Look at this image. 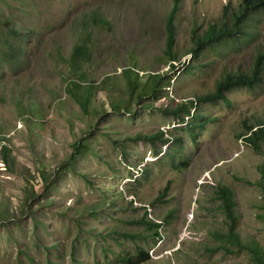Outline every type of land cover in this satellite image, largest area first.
Segmentation results:
<instances>
[{
  "label": "rangeland",
  "instance_id": "374dc122",
  "mask_svg": "<svg viewBox=\"0 0 264 264\" xmlns=\"http://www.w3.org/2000/svg\"><path fill=\"white\" fill-rule=\"evenodd\" d=\"M174 1L0 0V264H134L141 249L150 253L142 264H254L220 236L229 232L221 185L235 191L242 243L264 252V156L241 136L264 120V65L254 87L184 115L190 126L208 120L198 148L172 113L227 73L252 72L264 54V11L236 29L243 0H179L173 68L165 26ZM224 25L229 35L198 47ZM77 46L88 53L76 65ZM128 67L142 81L166 76L171 88L131 100ZM77 80L92 90L88 110L71 97ZM163 133L171 143L134 138ZM80 140L90 149L68 166ZM169 147L191 167L157 158Z\"/></svg>",
  "mask_w": 264,
  "mask_h": 264
},
{
  "label": "trees",
  "instance_id": "16d2710c",
  "mask_svg": "<svg viewBox=\"0 0 264 264\" xmlns=\"http://www.w3.org/2000/svg\"><path fill=\"white\" fill-rule=\"evenodd\" d=\"M179 0H175L173 7L167 16L166 19V34H167V41L165 44V55L169 59L168 63L172 64L173 68H176L174 66V62L178 61L177 55H175V47L177 42V31H176V25H175V16L179 9L178 2ZM264 11V0H243L240 17H238L236 20V29L239 28L241 23H243L245 18H250L251 16H254L255 14ZM247 19V20H248ZM227 25H224L223 28L219 29L217 26H214L210 33H208L205 38H199L198 40L195 39L196 44H198V47L214 42L218 38L225 37V35H229L230 33L227 31L228 28H226ZM247 34V33H246ZM22 50H20L21 52ZM197 51L196 49L193 50V52ZM88 53V50L85 46H77L74 50V56L73 61L77 65V62L82 58L85 57ZM264 65V54H258L256 57V60L254 62V67L252 72H229L227 73L217 84V88L214 92L209 93L205 96L198 97L197 104L202 101H213L217 102L218 100H224L226 102H229V98L227 94L235 89H238L240 87L249 86L254 87L256 83H258L261 72L263 70ZM127 78H128V88H129V95L131 100L134 97H137L138 101L142 100L144 98H159L162 94V88H171V82H167L166 84H163L162 81L165 80L166 76H159L150 74L148 76V79L146 81H142V76L134 69L128 67L123 70V72ZM85 76V75H83ZM78 81V80H77ZM73 83V84H72ZM68 84L72 85V98L79 103L84 110H88L90 103H91V95L92 90L90 87L81 84L80 81H70ZM69 85V86H70ZM68 86V88H69ZM80 88H84V94L80 95L78 93V90ZM196 106V100H191L188 102H185L178 106L177 109H175L172 113L178 117L186 127L189 128V135L193 141V143L196 145V148H198V144L200 142V137L202 136V131L206 129V126L208 124V120L204 116H198L196 119V122L192 123L193 126H190V122H188V119L186 120V117L184 115L196 116V112L192 115V108ZM197 108V107H196ZM117 109V110H115ZM128 111L130 110L129 108ZM112 110L114 112L120 113L119 107H112ZM190 120V119H189ZM200 130V132H198ZM165 134L162 135L158 134L156 136H146V135H137L135 140L137 141H146L151 144H154L157 147L156 139H160L167 144L171 143L170 140L164 137ZM242 139L251 147L254 148L258 153L263 154L264 156V120H258L255 124H248L247 125V131L241 133ZM176 142L180 144L182 147V151H184L183 146L185 145L184 140L182 138H176ZM90 146L88 143H85V140H80L74 144V152L71 157L70 162L68 163V166L72 164V161L75 162V159L79 156L80 153H83L84 151H89ZM169 149V150H168ZM168 151H162L161 149H156V155L157 158H159L160 155H162L164 158H169L172 160V165L177 170H184L189 169L191 167V160L189 157L185 156L183 161L178 163L177 158L180 155H183L182 152H180V155L177 151L173 152L171 147H169ZM7 151V147L3 148V156L5 157ZM185 155V154H184ZM160 160V159H159ZM259 167V174H260V181L259 184L261 186V199L263 201L264 206V161L258 166ZM43 179L47 180V175L43 174ZM170 191V186L166 188V190L160 195L159 199H162L164 196H166ZM218 197L223 201V209L226 213L227 219L229 221V232L225 235H221L222 237L227 238L229 243L232 244V246H236L238 249L242 250L244 248L247 250L254 261V264H264V252L259 246H247L242 243V240L240 238V235L238 232H236V223H237V215L235 213V208L237 206V201L235 199V191L233 188H231L229 185H221L218 188ZM152 227H156L157 230H160L162 227V224H154L151 225ZM159 231L155 233V236H159ZM229 251L228 249H226ZM140 258L134 261V264H142L145 261L150 259V253L147 252L144 249H141L139 252ZM128 263L133 264V260L129 259L127 260Z\"/></svg>",
  "mask_w": 264,
  "mask_h": 264
},
{
  "label": "clouds",
  "instance_id": "9594fccd",
  "mask_svg": "<svg viewBox=\"0 0 264 264\" xmlns=\"http://www.w3.org/2000/svg\"><path fill=\"white\" fill-rule=\"evenodd\" d=\"M195 100H196V104H197V101H198V100H197V99H195ZM196 107H197V106H196Z\"/></svg>",
  "mask_w": 264,
  "mask_h": 264
}]
</instances>
